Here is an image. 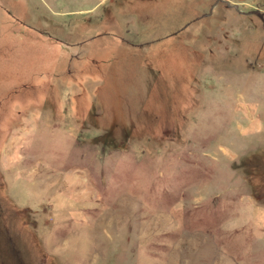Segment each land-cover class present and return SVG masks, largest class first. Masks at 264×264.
Listing matches in <instances>:
<instances>
[{
	"label": "rangeland",
	"instance_id": "1",
	"mask_svg": "<svg viewBox=\"0 0 264 264\" xmlns=\"http://www.w3.org/2000/svg\"><path fill=\"white\" fill-rule=\"evenodd\" d=\"M0 264H264V0H0Z\"/></svg>",
	"mask_w": 264,
	"mask_h": 264
}]
</instances>
